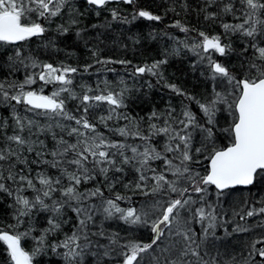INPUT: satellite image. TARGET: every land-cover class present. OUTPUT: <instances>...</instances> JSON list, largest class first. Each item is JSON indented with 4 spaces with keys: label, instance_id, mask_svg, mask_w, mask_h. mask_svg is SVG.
<instances>
[{
    "label": "snow or ice",
    "instance_id": "1",
    "mask_svg": "<svg viewBox=\"0 0 264 264\" xmlns=\"http://www.w3.org/2000/svg\"><path fill=\"white\" fill-rule=\"evenodd\" d=\"M0 264H264V0H0Z\"/></svg>",
    "mask_w": 264,
    "mask_h": 264
},
{
    "label": "trees",
    "instance_id": "2",
    "mask_svg": "<svg viewBox=\"0 0 264 264\" xmlns=\"http://www.w3.org/2000/svg\"><path fill=\"white\" fill-rule=\"evenodd\" d=\"M142 2L145 5H152L154 2L159 4L161 2V0H142ZM129 11H131V9H129ZM157 23L152 24V26L157 27ZM167 23H169V21L165 20L164 24H167ZM164 24H158L157 31H159V28H164ZM137 30L142 31L146 35L149 31L148 22H144V23L140 24L139 27L137 28ZM175 31H176L177 35H182V33H180L178 30H175ZM145 43L147 45L148 50L152 51L153 49H155L161 45L169 46L171 41L169 40L168 37L158 35L155 41H151V42L146 41ZM68 62L74 63L75 61L73 59H69ZM186 63H187L186 61L181 62L179 59H174L171 62V66L168 70L169 73L175 72L177 77L182 76L183 69H184V66L186 65ZM108 78L112 79L113 74H109ZM154 92H158V90H154Z\"/></svg>",
    "mask_w": 264,
    "mask_h": 264
}]
</instances>
